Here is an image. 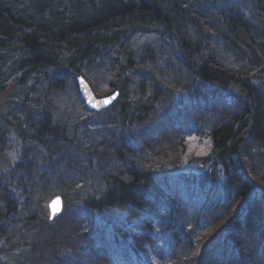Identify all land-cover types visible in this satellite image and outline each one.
Listing matches in <instances>:
<instances>
[{
	"label": "trees",
	"instance_id": "16d2710c",
	"mask_svg": "<svg viewBox=\"0 0 264 264\" xmlns=\"http://www.w3.org/2000/svg\"><path fill=\"white\" fill-rule=\"evenodd\" d=\"M219 1L0 0V154L12 140L25 145L10 178L20 189V235L32 237L17 264H115V253L152 264L157 245L179 244L181 252L186 226L172 217L183 213L188 224L196 209L186 208L170 180L204 192L202 209L212 212L197 250L169 264L253 263L247 241L264 224V0L254 3L263 28ZM231 56L238 68L225 64ZM80 76L120 95L95 114L99 125L80 116L74 133L85 143L91 128L100 135L95 145L79 140L73 147L75 138L64 136L74 113L67 93L71 87L81 100ZM57 142L76 166L83 160L96 172L103 192L83 197L75 190L74 211L53 221L45 213L28 217L34 197L55 193L41 184L48 182V144ZM192 165L206 170L186 171ZM0 194L8 195L1 185ZM11 200L0 210L8 213ZM8 216L0 213V224Z\"/></svg>",
	"mask_w": 264,
	"mask_h": 264
},
{
	"label": "rangeland",
	"instance_id": "374dc122",
	"mask_svg": "<svg viewBox=\"0 0 264 264\" xmlns=\"http://www.w3.org/2000/svg\"><path fill=\"white\" fill-rule=\"evenodd\" d=\"M220 2L221 1H219V0H210L211 4H213V3L219 4ZM226 2H228L229 5L235 6L236 8L240 9L246 18L251 19L250 22H252L253 25H256V26L263 28V21H262L263 19H261L262 17L260 15L259 10L257 8H255V4H254L255 0H227ZM243 49L246 51L247 56H251L248 48H243ZM163 50H161V51H163ZM161 55H162L161 58L163 60H165L167 64H168L167 61L171 60L172 61L171 67L176 68L175 64H173L174 62H173V58L171 56L167 55L165 52H161ZM260 56H261V58H263L262 55H260ZM227 57H229V56H227ZM230 58H231V62H230V60H228V58H226L227 63H225V64L227 66L229 65V66L238 68V65L234 64L233 57L231 56ZM255 65H256V67L259 66L258 63H256ZM262 75H264V73ZM88 82L90 83V81H88ZM92 88H93L94 92L96 93V95L100 98H103L104 96L111 94L110 91L100 92L98 88H96L94 86H92ZM68 92L69 93H67V94H68L69 100H70L69 103L71 105L70 108L72 111H74V113L69 117L70 118L69 122H68L69 126H67V122H65L64 129H66V130H65L64 136L70 140L75 138L73 140L74 144H72V146L75 147L79 140L82 141L83 143H85L84 142L85 137L82 136V134L77 135L78 134L77 132H76L77 134L73 132V126H74L75 122L81 121L80 116L83 117V116L89 114L90 115L89 117L86 116L87 119H89V120H87L86 124H88L92 127H95L98 123L101 122V121H97V120H99V118H95V117H97V116H95V114H99V113H102L104 111H107L109 108L106 110H103L101 112L90 111L89 108H87V106H86L84 100L82 99L81 95H80L81 100H79L77 97V94L75 92H73V89L71 87L69 88ZM114 92H116V91H114ZM179 99L180 98L178 97V100ZM117 101H118V99L116 100V102ZM180 101H181V99H180ZM82 105L84 107H82ZM100 117H102V116H100ZM48 125L52 126L51 123H49ZM96 130L97 129L92 130V128H91L90 137H92L93 140L91 141V138H89L88 140H86L85 144L90 143V144L95 145L94 140H95V138L97 139V137L94 134L100 135L99 133H97L99 130L97 132H95ZM197 130H198L197 128L193 127L191 132H190V135L194 136L196 134ZM11 143H12V146H11V144H9L10 147L9 146L7 147L6 152L3 154H0V174L2 177L0 180V185L3 186V188L7 190V194H8V195H6V194L1 195L0 194V207H3V208L5 207V203L3 202V199L5 200L8 197H10L12 199L11 204L12 203L14 204L16 201L15 206L10 207L8 204H6V206L8 208L10 207L8 213H6L4 209L0 210V213L2 216L9 214L8 218H6V224H7L8 228L6 229V224L4 221L0 224V230L3 232L2 236L0 237V242L2 243V248H3V250H0V263L1 264L2 263L17 264L18 259H19L17 257L19 256L20 258L23 259V257H24L23 255L26 253L27 250H29L30 247H32L31 234L30 235L27 234L28 236L25 235V236H27V238H23V239H22V236L20 235L21 230H22L21 228L23 227V224L21 222L22 213L19 212V211H21V207H22L21 203H20V189L17 188L18 182L12 181L10 178V174L14 170L15 163L17 162V160H19L20 156H22V154L24 152L25 145H24V147H22L21 143H18L17 141H14V140H12ZM60 144H61V142L60 143L57 142V144H55V145L54 144H52V145L48 144V147L52 151V159L50 161H48V163L45 165V167L48 166V173H46V175H44V177H42V178L46 177L48 182L45 180L46 183L41 184L42 187L44 188L43 190H45V193H51V194L53 192H55V193L53 195L49 196L47 199H42V200H39V199H41V195L34 197L35 204L33 205V208H32L33 210L27 212L28 217L29 216L30 217H38L44 213L46 216L47 215L49 216V202L57 196H61L63 198L64 211H66L68 213H72L75 209V204L77 201L76 196L73 195V192L75 190L77 192L75 191L74 193H80L81 195H83V197L89 196L88 193H90V192L95 194V196H99L103 192V189H102L103 184L100 183L99 177H97L98 175L96 174V172L93 169H86L87 166L83 160H82V163L77 162L79 165L76 166L74 164V162H72L73 159L70 156L64 155V154H69V153L68 152L65 153L67 151V149L64 150V152H63V148L60 146ZM95 163L96 162L94 161V164ZM49 166L54 167L55 170H50ZM203 170H206L203 166L192 165L186 171H188L190 173H192V172L193 173H201ZM59 179L63 180L62 181L63 183H66V188H65V186H63L61 180H59ZM226 181H227V179L225 177L224 178L221 177L219 179V184H224ZM170 182H171V185L174 186L173 190L177 191V195H179V197H182V199H184V202L186 204L185 205L186 208L188 206L192 205L196 209L195 211L193 210L190 212L191 218H190L188 224H185V222L183 220V216H184L183 213H178L177 211H175L174 215H173V217L175 219H173V217H172V224H174L173 222L181 221L182 224L184 226H186V230H185L186 233L183 236H181V240L183 242L182 245H184V250H182L183 252L181 251L182 254H185V255L192 254V251L197 250L200 241L204 240L206 238L205 234L207 233L206 232V230L208 228L207 224H208V222H210L207 215L209 212H212V209L208 210L207 206L205 209H202V202L204 201V198L206 196V194H204V192L192 194L185 187H184V189H182V183L181 182H178L176 180L175 181L170 180ZM11 185L14 186V188L11 187ZM43 190H41V191H43ZM215 194L216 195L221 194L220 193V187H219V190L217 189L215 191ZM65 197L67 198L66 203H65ZM38 200H39L40 204H38ZM217 200H218L217 196H213L212 202H215ZM77 205H78V203H77ZM77 208L78 207H76V209ZM176 208H177V205H176ZM64 211H63V213H64ZM82 213L83 214L81 216L85 219V217L87 216L86 211L83 209ZM10 214H12V215H10ZM95 221L97 222L98 227L101 228V231L103 234L105 232L108 233L106 228L103 226V222L99 218H96ZM10 230L16 231V233H17L16 238L15 237L13 238V236L9 235ZM262 231L264 232V224L261 226V230H259L258 234H256L252 239L247 241V243H249V247H250L249 250H250L251 254L253 253V255H254V261L252 264H264V235H262ZM4 236L6 237L5 240H4ZM13 242L18 243V246L16 247L15 250L10 249ZM104 244H105V242H104ZM178 247H179V244H177L176 248L172 247V249H169L165 246L160 247L159 245H157L155 247L156 253H155V249H154V254L153 255L151 254L152 264H169L173 256H179L181 254V252H179L177 250ZM5 251H7V252L5 253ZM113 259H114L115 264H131L130 261H128L124 256H122L119 253H115ZM141 263L146 264V263H144V261L143 262L141 261Z\"/></svg>",
	"mask_w": 264,
	"mask_h": 264
},
{
	"label": "water",
	"instance_id": "95a60500",
	"mask_svg": "<svg viewBox=\"0 0 264 264\" xmlns=\"http://www.w3.org/2000/svg\"><path fill=\"white\" fill-rule=\"evenodd\" d=\"M78 82V91L84 100L87 108H89L90 111L93 112H101L103 110H106L113 106V104L116 102V100L119 97V92H113L109 95L104 96L103 98H100L96 95L94 92L92 86L90 83L85 79V77L80 76L77 79ZM108 100V103H104V101ZM64 209V201L61 196L55 197L51 203H50V210H51V219L54 220V218L61 214Z\"/></svg>",
	"mask_w": 264,
	"mask_h": 264
},
{
	"label": "bare ground",
	"instance_id": "6f19581e",
	"mask_svg": "<svg viewBox=\"0 0 264 264\" xmlns=\"http://www.w3.org/2000/svg\"><path fill=\"white\" fill-rule=\"evenodd\" d=\"M53 199H54V198H53ZM53 199H52V200H53ZM52 200H51V201H52ZM51 201L49 202V216H48V217H49V220H52V219H51V210H50V203H51Z\"/></svg>",
	"mask_w": 264,
	"mask_h": 264
},
{
	"label": "snow or ice",
	"instance_id": "6c2138e0",
	"mask_svg": "<svg viewBox=\"0 0 264 264\" xmlns=\"http://www.w3.org/2000/svg\"><path fill=\"white\" fill-rule=\"evenodd\" d=\"M108 102H109L108 100L104 101V103H108Z\"/></svg>",
	"mask_w": 264,
	"mask_h": 264
}]
</instances>
